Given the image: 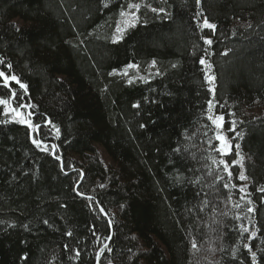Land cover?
<instances>
[{
	"label": "trees",
	"instance_id": "1",
	"mask_svg": "<svg viewBox=\"0 0 264 264\" xmlns=\"http://www.w3.org/2000/svg\"><path fill=\"white\" fill-rule=\"evenodd\" d=\"M0 59L28 86L13 84L11 105H35L20 111L39 126L0 105V264H97L105 243L99 264H253V252L264 264V0H0ZM210 99L227 156L204 127ZM236 144L245 159L229 181L212 159L231 165Z\"/></svg>",
	"mask_w": 264,
	"mask_h": 264
},
{
	"label": "snow or ice",
	"instance_id": "2",
	"mask_svg": "<svg viewBox=\"0 0 264 264\" xmlns=\"http://www.w3.org/2000/svg\"><path fill=\"white\" fill-rule=\"evenodd\" d=\"M196 4L199 8L200 4H201V0H196ZM105 6H107L105 4ZM127 7L129 9H133L134 11H131V12H126V11H121L120 15L122 17H125V16H128L130 17V21H126V26H132L134 27L136 25L137 22H139V17L136 16V12L139 11L141 5L138 4V3H129L127 5ZM151 11L153 12H158V13H165V9L163 8H152ZM197 16H203V13L202 11H198L197 12ZM14 27H16L15 25H13ZM201 30L203 29H210V30H213L215 31L216 29V24L214 23H211L209 21V19L207 17H204L203 20H202V23H200L198 25ZM247 27H251V25H247ZM126 29L124 28H121L120 26H117L116 28V32H117V35H115L113 37V42H117L119 40H122L123 39V34H124V31ZM17 31H19V28H17ZM202 39H204V43L205 44H208V45H211L213 43L212 39L210 38H204L202 37ZM227 53H225L226 55ZM155 61L152 62V66H155ZM199 63L201 65L204 66V68L206 69V73H205V79L206 81L211 85L214 81H215V76L214 75H211L209 73H211L212 71V64L207 62L206 59L204 57H201L199 59ZM0 65H3L4 67H0V87L4 88L7 90V93H8V97L9 98H4L3 94H0V105H3L4 106V111L5 113L7 114L9 111L13 114V119H16V117H19V122L20 123H23L25 125H27L30 129H34V130H38L39 129V126L38 125H34L30 119V117L32 116V113L31 112H28L27 113V116H25L24 113H22L20 111L21 108H34L35 105H31V104H25V103H19L17 104L15 107H13L10 103L11 100H15L17 99V92L15 91V89L13 88V84L15 85H18L20 89H23L24 92L26 93L27 90H28V86L23 83L20 78L14 73L12 72V64L10 62L6 63L5 64V61L3 59H0ZM173 67H176V65H172ZM5 68L8 70V71H5ZM127 68H138L137 65L135 64H129L127 66ZM123 75L124 76H127L128 75V72H127V69H125V71L123 72ZM139 79L141 80H144L145 78L144 77H139ZM133 82V79L130 78L128 80V83L131 84ZM210 92H212L214 94V89L213 88H210L209 89ZM215 104H214V101L212 99L208 100L207 101V109H206V112H207V115H206V119L207 121L209 122L208 124L204 125V127L208 130H215V135H214V138L215 140L219 141V145L217 147H215V151L219 152L221 155L223 156H227V155H230L231 152H232V143L230 141V139L223 134L222 132V129H223V121H224V116L222 114H216L214 113V108H215ZM133 107H136V108H139L140 105L139 104H134ZM49 124H51V121H48ZM232 127L230 129H228V131L230 132H233L235 134V136H242L241 133L239 132H236V128H235V121H232ZM53 128H55V132L57 134V136L59 135V132H60V129L58 127H56L55 125H52ZM141 127H144V125L142 124ZM205 136H207V131H205L204 133ZM212 139L213 137H209L208 138V144L209 146H211V142H212ZM32 143L38 147V148H41V146L43 145V141L41 140H38V139H35L33 138L32 139ZM235 149H236V156L239 157L238 160H233L231 162V165L229 164V162L227 160H224V159H221L219 161H217L216 159H212V163L213 164H216L217 166H220V165H223V171L227 174V177H228V180L231 181L232 180V177H233V173L231 171V166H234L236 164H239L240 167L242 168L243 167V160L245 159L244 156H242L240 154V145L239 144H236L235 145ZM43 151H48V148L47 146H44L42 147ZM175 151L177 153L180 152V149L177 148L175 149ZM58 161L60 160V157L58 155H56L55 157ZM193 158H195L193 156ZM205 167H208L207 165H205ZM61 170L63 171V164H61ZM67 174V173H65ZM209 175H211V172H209ZM80 179H83V172L80 173ZM238 179L240 181H247L249 179L248 176L245 175V172L244 171H240L239 172V175H238ZM224 180V176H221V175H217L215 177V182H219V181H223ZM197 182H199V180H197ZM100 187H104L103 185H100ZM223 187L225 189H230V188H235L237 187V185L235 184H231V183H228V182H225L223 184ZM73 190L80 196H84V193H81L79 191V186H74ZM241 192H245L246 190V185L244 187H241L239 189ZM259 191L261 192H264V187H261L259 189ZM88 200H93L94 198L91 197V196H88L86 197ZM244 197H241V199H243ZM205 203V206H207V204L209 203L207 200L204 201ZM249 204H252V201L249 200L248 201ZM61 207H66V205H61ZM235 207L239 208L240 205L239 204H236ZM101 211H103V209H101ZM247 211L249 213H252L255 211V209L253 207H248ZM239 219V217H237ZM44 224H48L49 221L48 220H44L43 221ZM109 225H111L112 221L109 219L108 221ZM213 223H216V221H213ZM27 227V226H25ZM94 228V226H93ZM242 231L243 232H248L249 229L246 228V227H243L242 228ZM68 236H72V232H67L66 233ZM95 234V232H94ZM256 233L255 232H252V236H255ZM100 238L97 237V240H99ZM106 240H111V235L105 237ZM192 249L193 250H197L198 251V246H197V243L195 240H193L192 242ZM65 248H67V245H65ZM245 248H248L249 251H251L250 247L246 244L245 245ZM107 249V251L111 252L112 249L109 247V245L107 243H105L103 245V247L100 248V250L97 252L96 254V260H97V264H99V260H100V256L101 254ZM221 251H223V249L221 248L220 249ZM80 251L77 249L75 250V257L76 258H79L80 256ZM235 256V254H233ZM252 259H253V264H255V259H256V254L255 252L252 253Z\"/></svg>",
	"mask_w": 264,
	"mask_h": 264
},
{
	"label": "rangeland",
	"instance_id": "3",
	"mask_svg": "<svg viewBox=\"0 0 264 264\" xmlns=\"http://www.w3.org/2000/svg\"><path fill=\"white\" fill-rule=\"evenodd\" d=\"M18 119H20L19 117H17ZM222 132H223V130H222ZM223 134H224V132H223ZM225 135V134H224Z\"/></svg>",
	"mask_w": 264,
	"mask_h": 264
}]
</instances>
